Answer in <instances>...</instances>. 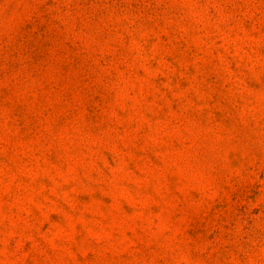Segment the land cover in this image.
Segmentation results:
<instances>
[{
  "label": "rangeland",
  "instance_id": "1",
  "mask_svg": "<svg viewBox=\"0 0 264 264\" xmlns=\"http://www.w3.org/2000/svg\"><path fill=\"white\" fill-rule=\"evenodd\" d=\"M0 264H264V0H0Z\"/></svg>",
  "mask_w": 264,
  "mask_h": 264
}]
</instances>
